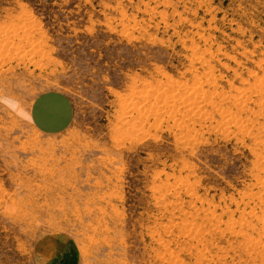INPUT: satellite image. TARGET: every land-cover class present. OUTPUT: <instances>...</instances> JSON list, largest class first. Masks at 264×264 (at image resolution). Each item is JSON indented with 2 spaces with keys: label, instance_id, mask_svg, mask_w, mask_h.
<instances>
[{
  "label": "rangeland",
  "instance_id": "obj_1",
  "mask_svg": "<svg viewBox=\"0 0 264 264\" xmlns=\"http://www.w3.org/2000/svg\"><path fill=\"white\" fill-rule=\"evenodd\" d=\"M53 92L74 116L49 134ZM58 240L264 264V0H0V264Z\"/></svg>",
  "mask_w": 264,
  "mask_h": 264
},
{
  "label": "crops",
  "instance_id": "obj_2",
  "mask_svg": "<svg viewBox=\"0 0 264 264\" xmlns=\"http://www.w3.org/2000/svg\"><path fill=\"white\" fill-rule=\"evenodd\" d=\"M31 119L43 132L54 134L67 130L72 122L74 110L70 101L62 94L49 93L38 98L31 109ZM36 248L35 264H78L76 249L68 242L61 245L46 241Z\"/></svg>",
  "mask_w": 264,
  "mask_h": 264
},
{
  "label": "bare ground",
  "instance_id": "obj_3",
  "mask_svg": "<svg viewBox=\"0 0 264 264\" xmlns=\"http://www.w3.org/2000/svg\"><path fill=\"white\" fill-rule=\"evenodd\" d=\"M20 38H21V37H20ZM198 92H199V91H198ZM238 92H239V91H238ZM176 100H177V99H176ZM199 101H200V100H199ZM206 101H207V100H206ZM179 102H180V101H179ZM157 103H158V102H157ZM248 103H249V102H248ZM168 105H169V104H168ZM197 105H198V104H197ZM193 106H194V104H193ZM193 106H190V107H193ZM194 107H195V106H194ZM194 107H193V108H194ZM196 107H197V106H196ZM196 107H195V108H196ZM195 108H194V109H195ZM194 109H192V110H194ZM196 109H198V107H197ZM197 112H198V111H197ZM199 112H200V111H199ZM235 121H236V120H235Z\"/></svg>",
  "mask_w": 264,
  "mask_h": 264
}]
</instances>
